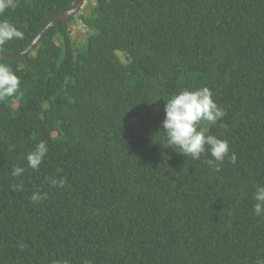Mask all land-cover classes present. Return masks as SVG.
Returning <instances> with one entry per match:
<instances>
[{
    "label": "trees",
    "instance_id": "obj_1",
    "mask_svg": "<svg viewBox=\"0 0 264 264\" xmlns=\"http://www.w3.org/2000/svg\"><path fill=\"white\" fill-rule=\"evenodd\" d=\"M71 1L18 0L0 19L24 38L0 51L24 50ZM76 20L88 30L80 45ZM0 57L20 78L0 101V264L264 257V215L252 197L264 184V0H94L23 58ZM204 86L225 110L199 125L229 141L219 171L207 152L193 159L163 147L166 101ZM41 140L49 151L33 170L26 156Z\"/></svg>",
    "mask_w": 264,
    "mask_h": 264
},
{
    "label": "clouds",
    "instance_id": "obj_2",
    "mask_svg": "<svg viewBox=\"0 0 264 264\" xmlns=\"http://www.w3.org/2000/svg\"><path fill=\"white\" fill-rule=\"evenodd\" d=\"M17 5L18 0H0V16H3L7 10L15 9ZM23 38L24 32L17 24L7 18L0 19V47L10 41ZM19 87V76L8 62L0 57V101L13 97ZM164 111L165 116L161 127L166 139L163 147L179 149V152L193 159H200L201 155L207 152L212 158L205 162L213 170L219 171V164L229 155V141L210 134L206 127H199L202 121L215 124L225 115V110L218 107L214 101L212 91L207 86L193 90L183 89L166 101ZM48 151L47 142L39 141L26 156L28 167L33 170L38 169ZM229 160L234 164L235 154L229 156ZM24 171L23 167L14 166L11 175L19 177ZM49 183L58 187L63 185L64 180L63 178H50ZM12 189L15 192L22 191L23 182L14 185ZM252 197L255 201L254 214L258 217L264 215V184L256 185ZM31 199L33 201L47 199V193L33 192ZM255 264H264V257L258 256Z\"/></svg>",
    "mask_w": 264,
    "mask_h": 264
},
{
    "label": "water",
    "instance_id": "obj_3",
    "mask_svg": "<svg viewBox=\"0 0 264 264\" xmlns=\"http://www.w3.org/2000/svg\"><path fill=\"white\" fill-rule=\"evenodd\" d=\"M84 0H72L71 6L68 9H61L58 12L54 14L48 15L41 24L45 23L46 21H49L41 30L40 32L35 36V38L30 42V44L21 52H18L16 54H11L5 51H0V56H4L8 58L9 60H19L23 56H25L31 48L41 39V37L49 31V29L56 25L57 23L64 21L66 22L69 17L75 16L81 9L82 4Z\"/></svg>",
    "mask_w": 264,
    "mask_h": 264
},
{
    "label": "rangeland",
    "instance_id": "obj_4",
    "mask_svg": "<svg viewBox=\"0 0 264 264\" xmlns=\"http://www.w3.org/2000/svg\"><path fill=\"white\" fill-rule=\"evenodd\" d=\"M93 1L94 0H84L82 7L88 8V5L93 4ZM70 28L71 38H73L78 45L82 44L88 33L87 28L79 20H76L74 23H71ZM120 55L123 56L122 53H120Z\"/></svg>",
    "mask_w": 264,
    "mask_h": 264
},
{
    "label": "bare ground",
    "instance_id": "obj_5",
    "mask_svg": "<svg viewBox=\"0 0 264 264\" xmlns=\"http://www.w3.org/2000/svg\"><path fill=\"white\" fill-rule=\"evenodd\" d=\"M23 58V57H22Z\"/></svg>",
    "mask_w": 264,
    "mask_h": 264
}]
</instances>
